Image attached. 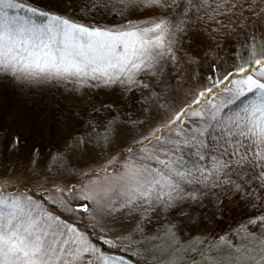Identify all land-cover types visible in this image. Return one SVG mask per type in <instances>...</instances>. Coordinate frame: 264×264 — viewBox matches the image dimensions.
I'll return each instance as SVG.
<instances>
[{
	"label": "snow or ice",
	"instance_id": "1",
	"mask_svg": "<svg viewBox=\"0 0 264 264\" xmlns=\"http://www.w3.org/2000/svg\"><path fill=\"white\" fill-rule=\"evenodd\" d=\"M3 82L0 264H264V0H0Z\"/></svg>",
	"mask_w": 264,
	"mask_h": 264
},
{
	"label": "rangeland",
	"instance_id": "2",
	"mask_svg": "<svg viewBox=\"0 0 264 264\" xmlns=\"http://www.w3.org/2000/svg\"><path fill=\"white\" fill-rule=\"evenodd\" d=\"M31 3L38 8L50 7V0H31ZM87 99L95 102L107 101L114 97L110 93L101 91ZM66 102H72V98ZM40 103L39 95L18 89L7 82L0 83V137L9 130H14L19 118L25 113L32 112Z\"/></svg>",
	"mask_w": 264,
	"mask_h": 264
},
{
	"label": "trees",
	"instance_id": "3",
	"mask_svg": "<svg viewBox=\"0 0 264 264\" xmlns=\"http://www.w3.org/2000/svg\"><path fill=\"white\" fill-rule=\"evenodd\" d=\"M140 103V95L139 92H132L130 93L127 98L125 99V102L121 104V108L128 112L129 109H133L135 107H138Z\"/></svg>",
	"mask_w": 264,
	"mask_h": 264
}]
</instances>
